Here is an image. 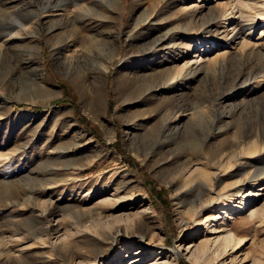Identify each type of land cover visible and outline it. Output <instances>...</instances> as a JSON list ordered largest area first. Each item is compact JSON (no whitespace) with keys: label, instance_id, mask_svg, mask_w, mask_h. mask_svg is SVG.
Returning <instances> with one entry per match:
<instances>
[{"label":"rangeland","instance_id":"374dc122","mask_svg":"<svg viewBox=\"0 0 264 264\" xmlns=\"http://www.w3.org/2000/svg\"><path fill=\"white\" fill-rule=\"evenodd\" d=\"M74 1L0 0V264L264 259V0H122L108 21ZM253 169L245 239L215 252Z\"/></svg>","mask_w":264,"mask_h":264},{"label":"bare ground","instance_id":"6f19581e","mask_svg":"<svg viewBox=\"0 0 264 264\" xmlns=\"http://www.w3.org/2000/svg\"><path fill=\"white\" fill-rule=\"evenodd\" d=\"M134 1L136 2V0H134ZM74 2L77 4V6H74V8L72 9L73 10V15H74L73 17H75L74 19H81L82 17H84V15H90V16H93V17L100 18L101 21H105V20L108 21L109 19H112V18L113 19L114 18H118L117 14H116V11L120 9L121 4H122V0H94L92 4L91 3H86V1L85 2H79L78 0H75ZM75 3H74V5H75ZM25 5L27 6V4H25ZM25 5L21 6V7H16V8L13 7L14 5L13 6H11V5L7 6L6 9L5 8L3 9L1 14H12L13 13V14H17V15H15V16H17V18H22V14L21 13H26L27 12L26 10H24ZM30 11L32 12V16L36 15L34 8L30 9ZM17 18H15V19H17ZM21 28L22 29H26V25L25 26H21ZM9 30H7V32L5 30V32H6L5 34H8L10 32ZM29 32L31 33V35L34 34V31H29ZM2 34H4V32ZM65 38L59 37V39L55 41V44H59L60 42H64ZM5 39L2 42H0V49L2 48V46H3L2 44L5 41ZM67 40H68V38H67ZM57 46L58 45H56L55 47L57 48ZM32 48H33V46H32ZM202 49H204V50H201L202 52L196 51L193 54V58L194 59L201 58L203 56V53L205 51H207V50H205V48H202ZM222 50H224V49H222ZM218 53H220V52H218ZM103 69H104V67H100L99 70L101 71V73H102ZM76 76H78L82 80V76L81 75H76ZM130 78H132V77H130ZM144 90H145V88H144ZM131 91H132V89H131ZM82 93H84V92H82ZM82 95H83V99H84L86 97L85 96L86 94L84 93ZM96 102H97V99L95 98L94 103H96ZM91 112L100 121V119H99V117L97 115L96 109H91ZM240 168L242 170L241 166L239 167V169ZM189 169H190V172H189V184H194L195 183L198 186V188H201V189L203 188V190H205V191L207 189H211L209 181L206 178H203V177H201V176L196 174L198 166L195 167V168H189ZM240 173H241V171H240ZM259 173H263V172L262 171H258V170H256V171L254 170V172L249 171L248 173L244 174L242 177L238 178L234 183L227 184L224 187L225 189L228 188V187H231V188L238 187L236 192L238 193V195L241 198H240L239 202H237L236 204H230L229 208H227L225 210H221V212H223V218H224L223 221L220 224L219 223L218 224L215 223V225L213 227H211V230H213L214 232H217V234L213 238L214 241H215V244H216L215 245V250H214L215 252L216 251L217 252H219V251L223 252L224 250L228 249L229 247L236 248L237 246H239L244 241L245 237L239 236L236 233V231L234 230V228L232 226L233 225L232 222L236 221L238 219V216H241L242 214L246 213L245 211L249 207L248 204L251 202L253 196L255 195V192H254L253 189L246 190L245 193L243 191H242L243 193H239V192H241L242 188L245 185H247L249 182H251L252 178H254ZM209 175L217 182L220 180V178L222 176V175L220 176V174H218L217 171L211 172V173H209ZM213 183H214V181H213ZM104 201H107V199H105ZM251 208L252 209L249 211L247 216L253 215L256 212V209H257L256 207L252 206ZM137 222L138 221H136V223ZM4 231H6V229H1L0 228V233H2ZM147 244H149V243H147ZM210 244L211 243H210L209 240H204V241H201V242L198 243V247H199L200 251L202 252V254H204V253L209 251V249L211 247ZM172 253L177 256L178 255V250L174 249ZM203 259H204L203 262H201L202 264H212L213 255H210V254L204 255ZM159 264H163V262L159 263ZM247 264H264V259L261 256H253L251 262L247 263Z\"/></svg>","mask_w":264,"mask_h":264}]
</instances>
